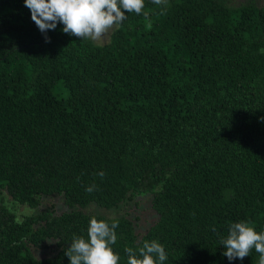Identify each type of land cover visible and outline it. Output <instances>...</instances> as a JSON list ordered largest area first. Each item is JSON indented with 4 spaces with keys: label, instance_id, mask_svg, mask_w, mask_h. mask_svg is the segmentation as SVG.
Wrapping results in <instances>:
<instances>
[{
    "label": "trees",
    "instance_id": "obj_1",
    "mask_svg": "<svg viewBox=\"0 0 264 264\" xmlns=\"http://www.w3.org/2000/svg\"><path fill=\"white\" fill-rule=\"evenodd\" d=\"M143 11L103 44L59 23L46 42L24 0H0V264H70L65 249L93 216L118 221V264L153 239L164 264H259L254 248L229 261L220 239L241 220L264 231V4L145 0ZM55 193L67 210L20 220L2 197L37 207ZM143 193L155 215L143 231L129 212L81 210Z\"/></svg>",
    "mask_w": 264,
    "mask_h": 264
},
{
    "label": "clouds",
    "instance_id": "obj_2",
    "mask_svg": "<svg viewBox=\"0 0 264 264\" xmlns=\"http://www.w3.org/2000/svg\"><path fill=\"white\" fill-rule=\"evenodd\" d=\"M152 2L166 4V0ZM24 5L30 10L32 21L45 34L46 42H50L47 32L55 30L58 23L68 35L99 41L111 28L127 19L126 13L143 14L146 18L149 15L143 11L145 0H24ZM98 175L103 178L105 174ZM95 190L98 189L94 183L85 189L88 193ZM117 227L115 219L109 223L93 216L87 237L74 234L70 246L65 249L70 264H118L120 255L112 247L117 240ZM220 244L225 248L222 255L229 261H242L254 248L260 254L259 264H264V231L257 232L250 221L231 223L228 235L221 237ZM125 252L127 264H164L168 259L165 247L155 239L145 240L138 249L126 247Z\"/></svg>",
    "mask_w": 264,
    "mask_h": 264
},
{
    "label": "rangeland",
    "instance_id": "obj_3",
    "mask_svg": "<svg viewBox=\"0 0 264 264\" xmlns=\"http://www.w3.org/2000/svg\"><path fill=\"white\" fill-rule=\"evenodd\" d=\"M236 1H242V0H236ZM257 2L264 4V0H256ZM117 26H114L111 28L107 34H105L101 40L94 41L97 44H103L108 42L111 32L116 28ZM54 93L58 97H64L66 96L65 89L58 85L54 89ZM151 196L150 193H143L138 194L135 197V200L140 199V204L135 203V201H130L128 204L122 205L119 210L115 211L116 208L112 209H106L103 207L98 206L95 203H91L84 208H81L82 211L88 212L91 211L95 214L104 215L106 217H116V215H119L121 213L129 212L130 217L135 218L136 222L138 223V231H143L147 226L150 225V223L154 220L155 215L152 209L149 206V199L146 196ZM3 201L4 204L7 206V208L12 211L15 214V217L17 220H20L22 216L25 215H31L40 212L42 207H45L51 203H54L56 206V210L58 212H62L67 210L66 206L63 203V198L60 194H52L49 196L43 197V202L37 206V207H30L26 204H20L18 202L13 201L7 194H3ZM93 208V210H90ZM115 211V212H114ZM114 212V213H113Z\"/></svg>",
    "mask_w": 264,
    "mask_h": 264
}]
</instances>
